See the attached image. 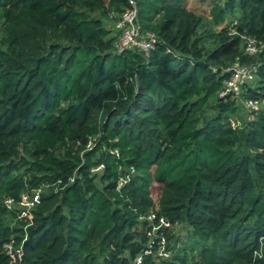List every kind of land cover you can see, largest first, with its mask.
Listing matches in <instances>:
<instances>
[{"label": "trees", "instance_id": "obj_1", "mask_svg": "<svg viewBox=\"0 0 264 264\" xmlns=\"http://www.w3.org/2000/svg\"><path fill=\"white\" fill-rule=\"evenodd\" d=\"M134 1L150 57L117 53L129 0H0V264H264V108L234 128L221 96L240 60L264 103V0H213L211 36Z\"/></svg>", "mask_w": 264, "mask_h": 264}, {"label": "built area", "instance_id": "obj_2", "mask_svg": "<svg viewBox=\"0 0 264 264\" xmlns=\"http://www.w3.org/2000/svg\"><path fill=\"white\" fill-rule=\"evenodd\" d=\"M130 6L124 11L120 18L115 23V31L118 34L117 53L123 54L128 51H139L145 57H150L159 44L158 37L152 32H141L138 24V11L134 0H129ZM236 24V23H234ZM244 49L249 55H255L259 53L263 48L264 44L260 43L253 37H244ZM257 65L243 64L240 60H237L233 66L228 70L230 77L225 81V88L221 93L222 97L231 95L234 100L241 103L242 108L245 110L246 121H254L255 114L260 111L261 104L257 100H245L242 95L247 87H252L256 84L258 75ZM234 128H243L244 124L241 120L234 119L231 121ZM103 166L97 170H102ZM39 196L35 195L34 199L31 200L27 196L25 197V204L27 208H31L38 201ZM12 201H9V205ZM149 220H153L154 215H150ZM162 224L165 227L169 226L166 220L161 219ZM8 253L15 259L12 253V246L7 245ZM166 257H170L169 254H165Z\"/></svg>", "mask_w": 264, "mask_h": 264}, {"label": "rangeland", "instance_id": "obj_3", "mask_svg": "<svg viewBox=\"0 0 264 264\" xmlns=\"http://www.w3.org/2000/svg\"><path fill=\"white\" fill-rule=\"evenodd\" d=\"M188 7L197 11V13L202 18V23L199 29V33L205 36H211L216 28L212 25V16L211 11L215 6V2L213 0H188L187 2ZM111 25V23H109ZM209 47H213L211 40L207 42ZM241 106V103H238ZM261 107L264 108V103L261 104ZM246 113L245 110L240 107V111L238 113V120L243 121L245 119ZM234 121V118L232 119ZM172 244L171 246L174 247L176 245L177 248L187 243L191 238V229L187 227L185 224H179L172 229ZM195 261L191 262L190 264H197L194 263Z\"/></svg>", "mask_w": 264, "mask_h": 264}]
</instances>
